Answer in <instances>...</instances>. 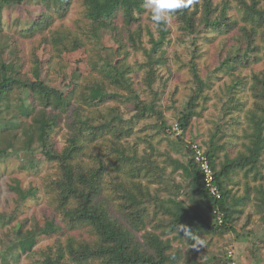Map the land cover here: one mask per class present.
Wrapping results in <instances>:
<instances>
[{
    "label": "trees",
    "instance_id": "16d2710c",
    "mask_svg": "<svg viewBox=\"0 0 264 264\" xmlns=\"http://www.w3.org/2000/svg\"><path fill=\"white\" fill-rule=\"evenodd\" d=\"M35 1L37 12L26 26L14 21L6 29V23H11L5 17L6 7L28 9ZM72 4L74 0H0V165L6 157L17 155L27 158L25 170L37 168L34 157L58 168L57 178L47 183L55 216L31 222L16 215L7 220L0 214V264H19L24 257L28 264H179L184 258L191 264H207L201 258L208 251L201 258L198 255L214 237L231 233L243 237L236 222L247 207L253 205L264 223V187L247 183L252 176L264 180L260 171L264 156V0H202L173 14L174 26L194 40L196 71L195 89L177 115L180 135L172 132L155 97L159 70L170 66V22L155 26L143 0H82L78 28L61 25L53 29L56 22L67 18ZM144 18L149 25L142 24ZM11 26L26 38L42 35L30 70H25L27 61L20 55L18 39L10 34ZM216 42L220 51L215 75L211 72L203 79L197 75L196 59L205 53V46ZM79 50L83 56L75 61L78 66L69 75L61 73L69 79L67 90L48 85L42 77L41 54L48 53V66L55 59L70 64ZM139 53L144 62L135 60ZM81 63L88 65L89 74L80 68ZM137 72L144 73L142 83L152 93L150 101L137 88L133 79ZM48 78L55 80L52 70ZM224 79L230 83H225L219 122L207 148L196 137L186 141L189 159L180 163L167 156L164 164L173 165V171L166 175L167 167L153 159V139L168 133L183 142L192 120L206 110L208 90ZM152 117L157 120L156 135L139 138L151 150L139 152L138 143L131 144L129 139L145 133L146 121ZM62 124L71 131L59 150L55 133ZM238 141L244 151L234 156L231 149ZM195 143L213 167L221 199L205 188L192 150ZM222 151L225 158L220 162ZM178 170L183 178L179 182L174 179ZM106 176L111 177L108 188L118 215L102 198ZM239 176L246 181L242 196L230 189L239 184L234 183ZM36 192L29 194L36 198ZM180 225L199 239L197 248ZM75 231L88 232L89 239L76 238ZM45 238L53 242L36 249ZM175 240L189 249L175 251ZM234 260L227 254L223 264Z\"/></svg>",
    "mask_w": 264,
    "mask_h": 264
},
{
    "label": "rangeland",
    "instance_id": "374dc122",
    "mask_svg": "<svg viewBox=\"0 0 264 264\" xmlns=\"http://www.w3.org/2000/svg\"><path fill=\"white\" fill-rule=\"evenodd\" d=\"M222 0H214L215 3H220ZM196 3H202V0H193L191 3L194 7ZM37 2H32L31 6L26 9L20 6L6 7L4 10L5 17L11 23H6V29H9L10 25L14 21H20L21 24H28L29 21L35 16L37 12ZM82 0H74L70 12L63 22H56V25L52 26L53 29L60 27L61 25L73 28V30L78 28L79 21L82 20ZM236 15V12L232 13ZM145 15L144 17H146ZM149 20L144 18L142 24L149 25ZM14 24V23H13ZM83 25H81L82 27ZM169 27L172 28V33L170 34V39L172 44L168 50V56L170 61V66L162 67L157 75V83L155 89L158 90L156 97V103L158 107L163 111L169 126L174 127L177 123V115L179 111L182 110L184 105L189 100V94L195 89V75L192 64V51L194 40L189 34L182 33L176 26H174L173 21L169 23ZM11 35H14L18 39V45L20 49V55L25 58L27 63L25 64V70H30L32 67L33 52L41 44L42 35L36 34L34 36H21L17 31L16 27L11 26ZM148 39L145 38L144 41ZM149 47V46H148ZM205 46L202 50V56L196 59L198 63V69L200 70L199 75L201 78L206 79L211 72H213L217 67L219 61V51L220 47L216 43ZM82 50H79L75 56L72 58V62L62 63L61 60L55 59L51 65H47L49 56L46 54H41L43 59V79L50 86L58 87L63 91H66V85L69 79L61 75L62 71H65L69 75L73 67L78 66L76 60L82 59ZM69 57V56H68ZM65 58V57H64ZM69 59V58H66ZM144 57L142 54H137L135 60L144 62ZM134 62V59L131 60ZM67 64V65H66ZM80 68L83 71H87V74L91 72L88 70V65L81 63ZM210 70H207V68ZM138 69V67H135ZM53 71V76L55 80L48 78V75ZM96 74V73H94ZM61 75V76H60ZM212 75H215L213 72ZM144 73L137 72L133 74V79L136 82L137 88L143 90L144 97L150 101L153 99L152 93L149 90H145L142 83ZM225 83H230L229 79H224L223 81H217L210 90L208 94L210 96L209 101L206 104V110L202 112L201 117L194 118L192 120V126L189 128L186 136L183 137L185 141H179L173 135L168 133L161 134L153 139V146L155 148V154L153 159L159 161L160 165L167 167V174L173 171V165H168L164 162L167 160V156H170L173 160H177L180 163H185L189 155L187 152V142L193 137L203 143L205 146L206 142L209 141L211 134L215 131L216 123L219 122V117L221 114L222 101L225 99L226 87ZM152 96V97H151ZM124 106L122 105V108ZM201 111V109H199ZM127 118L130 115L126 116ZM147 130L145 133L138 132L133 138L129 139L131 144L138 143V151L142 152L144 149L148 151V144L140 137H145V135H156L157 130L153 129L154 125H157L156 118H150L146 121ZM144 126V125H143ZM70 128L66 124H62L58 132L55 133V141L57 143V148L62 150L66 145V140L69 137ZM242 135V134H241ZM227 139L226 141H230ZM206 147V146H205ZM207 148V147H206ZM232 153L235 156L238 151H244L241 141H238L237 146L233 147ZM224 151L221 152V160L224 161ZM27 158L24 156L10 155L5 158V163L0 165V214L3 218L9 219L11 215H16L19 220L29 219L31 222L33 219L46 220L55 216L54 202L52 195L48 194L47 183L56 179L58 175V168L55 164L51 162L40 163L39 157H34V161L37 168L33 170H25L23 166ZM264 156L262 165L260 166V171L264 175ZM175 167V166H174ZM174 179L176 181L183 180L181 170L175 174ZM111 180L110 176H106L105 186L102 192V198L106 199L110 203V208L112 213L118 215L116 201L111 200V190L108 188V181ZM107 183V186H106ZM234 183H239L238 185H232L230 189L233 188L234 194L236 196H242L244 194L246 181L243 180L242 176L235 177ZM247 183L252 187H257L260 184L264 187V180L260 179L254 180V176L247 180ZM107 187V188H106ZM153 187H151L153 191ZM187 187V184H184ZM36 190L37 196L33 198L30 196L29 192ZM25 195V197H24ZM167 196V195H166ZM182 198V197H181ZM186 201V197L182 198ZM238 221L236 222L237 229L239 232L244 233L243 237L239 239L236 233L228 234L222 238L214 237L210 242V246L203 247L198 256L200 258L205 253V257L201 258L202 263L207 264H223L226 255L229 252L233 253V258L237 263L241 264H264V223L262 222L260 216L256 213V208L251 205L244 210L242 215H237ZM57 219H60L57 216ZM29 227V223L28 226ZM250 233L249 236H247ZM239 234V233H238ZM78 239H89V233L85 232L83 235L78 232L72 233ZM141 237V236H140ZM210 238L207 240L209 241ZM53 242L52 239H43L40 241L36 249L44 248ZM173 249L175 251L186 252L188 246L180 243L178 240L173 242ZM215 257V260L208 261L209 259ZM29 260L24 257L19 264H28ZM179 264H191L186 258L182 260Z\"/></svg>",
    "mask_w": 264,
    "mask_h": 264
},
{
    "label": "clouds",
    "instance_id": "9594fccd",
    "mask_svg": "<svg viewBox=\"0 0 264 264\" xmlns=\"http://www.w3.org/2000/svg\"><path fill=\"white\" fill-rule=\"evenodd\" d=\"M193 0H143V7L151 14V20L157 27L166 25L171 21L173 14L181 9L188 8ZM186 237L193 241V248H197L199 239L186 226L180 225Z\"/></svg>",
    "mask_w": 264,
    "mask_h": 264
},
{
    "label": "built area",
    "instance_id": "2783aa9c",
    "mask_svg": "<svg viewBox=\"0 0 264 264\" xmlns=\"http://www.w3.org/2000/svg\"><path fill=\"white\" fill-rule=\"evenodd\" d=\"M172 132L176 133L177 135H180L182 133V130L179 128L177 124L174 125L172 128ZM192 150L194 152V158L199 163L202 176H203V182L205 185V188L209 191V193L215 197L216 199H221L222 193L220 190L219 185L215 182V172L213 170V167L211 166V163L209 162L208 157L205 155L204 150L200 147L198 143H195L192 145ZM219 222H223V215L220 214L218 216ZM229 258H233V253L229 252ZM228 264H241L237 263L236 261H230Z\"/></svg>",
    "mask_w": 264,
    "mask_h": 264
}]
</instances>
